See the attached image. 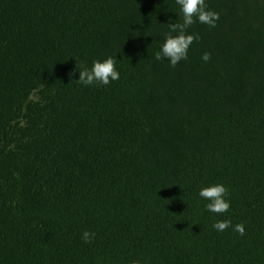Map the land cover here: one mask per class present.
Instances as JSON below:
<instances>
[{"label": "trees", "instance_id": "1", "mask_svg": "<svg viewBox=\"0 0 264 264\" xmlns=\"http://www.w3.org/2000/svg\"><path fill=\"white\" fill-rule=\"evenodd\" d=\"M206 3L172 67L175 0H0V264H264V0Z\"/></svg>", "mask_w": 264, "mask_h": 264}, {"label": "clouds", "instance_id": "2", "mask_svg": "<svg viewBox=\"0 0 264 264\" xmlns=\"http://www.w3.org/2000/svg\"><path fill=\"white\" fill-rule=\"evenodd\" d=\"M182 13V23L172 21L167 23L170 32L165 37L159 51L155 53L156 60L166 59L172 67L179 62L188 60V52L194 40L199 39L197 35L189 34L188 29L196 22L206 24L209 27H216L220 19L219 13L209 10L206 0H175ZM171 33H176L172 35ZM204 62L210 60V54L204 53L202 56ZM79 78L76 80L79 84L88 87L96 85H110L113 81L120 79V71L117 68V61L113 57L106 59H97L93 61L91 68L83 67L79 69ZM70 75H75L72 73ZM198 195L207 201L205 207L210 213L217 215L225 214L231 207V200L228 198L230 193L228 188L222 184H212L200 188ZM212 227L218 232H224L232 226L231 220H220L215 222ZM233 231L241 236L245 234V226L243 223L236 224ZM94 233L84 231L81 239L85 243H90L94 238Z\"/></svg>", "mask_w": 264, "mask_h": 264}]
</instances>
